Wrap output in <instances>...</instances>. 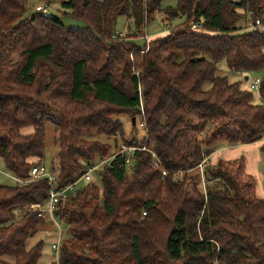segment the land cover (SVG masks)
Returning <instances> with one entry per match:
<instances>
[{
    "label": "trees",
    "instance_id": "1",
    "mask_svg": "<svg viewBox=\"0 0 264 264\" xmlns=\"http://www.w3.org/2000/svg\"><path fill=\"white\" fill-rule=\"evenodd\" d=\"M163 1L60 0L84 24L76 29L38 11L25 17V0H0V159L18 183L0 185V264L41 258L43 241L27 243L48 217L30 210L49 198L47 178L31 177L47 123L58 143L53 184L74 189L53 212L69 236L51 264H264L254 175L243 157L209 160L215 144L261 142L264 161V76L255 105L251 90L217 74L220 61L243 75L264 70V0ZM156 13L183 22L137 46ZM119 17L135 33L115 35ZM121 115L139 120L141 138L124 137ZM91 167L100 187L82 179ZM262 184L264 193V172Z\"/></svg>",
    "mask_w": 264,
    "mask_h": 264
},
{
    "label": "rangeland",
    "instance_id": "2",
    "mask_svg": "<svg viewBox=\"0 0 264 264\" xmlns=\"http://www.w3.org/2000/svg\"><path fill=\"white\" fill-rule=\"evenodd\" d=\"M65 1V0H63ZM102 1V0H98ZM237 2L238 0H232ZM27 6V12L25 17L28 15H32L37 12L36 7L38 6H46L47 11L45 14L49 16L58 17L62 24L66 27L81 29L84 28V24L76 19H72L66 15H63L60 0H25ZM177 5V0H164L162 3V8L171 7L175 8ZM183 22V19H176L171 23L165 22V16L161 13H156L154 19L148 23L145 28L142 30V36L135 38L134 42L137 46L143 47L145 43V38L143 37L145 34L150 39L158 36L164 32H167L171 27L180 24ZM237 27L240 28L239 32H243L242 28L244 27V20H240L237 24ZM135 33V26L133 21L128 17H119L116 20L115 24V35H127ZM217 74L221 77H225L228 82L230 83H238L241 89L249 90V80L253 79H261L264 76V70L256 73H249L247 75H243L241 73H235L231 71L224 61H220L217 64ZM247 77L248 80H245ZM253 96V104L258 105L261 104V100L259 98L258 91H250ZM115 122H119L122 124L123 133L125 138H132L136 134L138 138L143 136V131L138 126L139 120L137 119L134 123L131 119L128 118L126 115L116 116L113 118ZM135 124V127H133ZM133 135V136H132ZM99 140L103 143H107L109 145L114 144L113 140H116L118 144L121 146L123 143L118 137H99ZM225 143L215 144L213 148H221L219 152V156L224 160H232L238 157L244 158L245 163V171L251 175H254L257 181V195L259 197H263V172H264V161L262 154L260 153L259 147L257 145H237V146H225ZM217 157V153H214V156L211 159V163H215ZM41 164L47 169L51 170L52 167L57 172L58 167V143H57V133L55 127L47 123L44 127V151H43V158ZM95 166L99 167V161H97ZM101 170L96 169L92 172V182L100 187L101 186ZM17 183L16 179L9 174L4 167L3 161L0 159V185H7V186H15ZM84 184V181L77 183L75 188L79 189ZM75 189V190H76ZM74 190V189H73ZM72 190V192H73ZM71 192V193H72ZM70 192H68L69 194ZM39 232H43V237L46 240L43 241V249L42 255L39 259V264H51L55 260L54 251L51 248V245L57 242V236L60 234L61 239H66L69 234L67 231V226L61 223L59 220L50 217L45 218L44 225L40 228ZM36 233L32 238L28 240V244H31L34 240L40 238V233ZM54 237H51V236ZM57 235V236H56Z\"/></svg>",
    "mask_w": 264,
    "mask_h": 264
},
{
    "label": "built area",
    "instance_id": "3",
    "mask_svg": "<svg viewBox=\"0 0 264 264\" xmlns=\"http://www.w3.org/2000/svg\"><path fill=\"white\" fill-rule=\"evenodd\" d=\"M36 10L38 12L46 13L47 8L46 6H38L36 7ZM258 21L256 22V25H258ZM259 84H260V79H253L249 81V90L251 91H258L259 90ZM134 148H126L122 147V152L125 151H132ZM144 150V149H143ZM115 156H111L107 159H104L100 162L101 165H107L109 162H111L114 159ZM129 160H126V163H128ZM151 166L154 169H159L161 167V164L159 160L157 159L156 155L154 153H151ZM200 167V166H199ZM95 167L88 168L87 171L84 173L82 176V179L84 181H90V177L92 172L94 171ZM166 173L165 171H161V176H165ZM31 177L33 180L38 179V178H47L49 184V198L48 200L43 204V205H31L30 210L33 212H37L38 217L42 216L44 213L50 217L53 218V212L55 209L56 204L60 201V199L64 198L70 190L73 189L72 185H69L63 189H57L54 186V182L56 179V173L54 172L53 169L47 170L43 165H38L35 166L31 169ZM31 179V180H32ZM58 241L54 244H52L51 248L54 251V254L56 255L58 253V247H59V242H60V235L58 234L57 236Z\"/></svg>",
    "mask_w": 264,
    "mask_h": 264
},
{
    "label": "crops",
    "instance_id": "4",
    "mask_svg": "<svg viewBox=\"0 0 264 264\" xmlns=\"http://www.w3.org/2000/svg\"><path fill=\"white\" fill-rule=\"evenodd\" d=\"M260 143L261 142H259V143H256V144H253V145H257L258 147L260 146ZM225 146H227V144L225 145ZM228 147V146H227ZM220 149L221 148H214L213 149V153L211 154V156L209 157V160H210V162H212L211 161V159H212V157L214 156V153H217V157H216V161H215V163L218 161V160H220V159H222L220 156H219V154H221L222 152H219L220 151ZM233 160V159H232ZM214 163V164H215ZM256 177V176H255ZM40 233V238L39 239H36V240H34L31 244H28L27 243V248H30V247H32L34 244H36L38 241H40V240H46V238H44L43 236V232H39ZM51 237H54L53 235L51 236ZM33 239V238H32ZM57 241H58V238H57ZM52 246V245H51ZM39 264V263H38ZM50 264V263H49Z\"/></svg>",
    "mask_w": 264,
    "mask_h": 264
},
{
    "label": "water",
    "instance_id": "5",
    "mask_svg": "<svg viewBox=\"0 0 264 264\" xmlns=\"http://www.w3.org/2000/svg\"><path fill=\"white\" fill-rule=\"evenodd\" d=\"M245 80H247V77L245 78Z\"/></svg>",
    "mask_w": 264,
    "mask_h": 264
}]
</instances>
